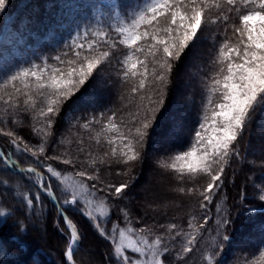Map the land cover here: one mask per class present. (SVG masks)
<instances>
[{
  "label": "trees",
  "instance_id": "trees-1",
  "mask_svg": "<svg viewBox=\"0 0 264 264\" xmlns=\"http://www.w3.org/2000/svg\"><path fill=\"white\" fill-rule=\"evenodd\" d=\"M149 2L4 0L0 7V148L21 167L47 170L50 165L60 173L56 178L46 172L57 202L81 233L74 254L77 264H115L114 225L116 240L124 229L137 245L148 241L158 251L161 264H208L211 252L212 264H264V105L237 137L235 147L230 146V153L237 154L224 163L223 185L214 190L211 204L201 195L207 176L171 166L176 155L191 150L195 131L205 134L199 124L210 126L212 111L222 101L219 92L210 91L214 80L222 79L219 48L225 42L237 44L233 28L239 26V16L257 9L258 4L206 0L205 22L197 38L179 58H169L172 67L165 71L160 85L155 76L165 60L162 46L154 48L150 35L130 46L123 42L127 35L121 32ZM158 22L166 26L163 18ZM139 31L151 33L153 28L142 26ZM84 55L99 61L92 76L69 99L52 104L56 96L48 78L66 73L73 62L78 67ZM132 63L137 64L135 69H131ZM190 63L195 64L188 69ZM41 70V80L31 75ZM141 80L144 89L139 88ZM181 80L187 84L183 86ZM160 88L162 105L156 103ZM48 107L54 111L48 113ZM151 108L158 109L155 120L145 142L137 143L135 128L146 114L151 117ZM161 139L165 145L152 151L154 142ZM129 143L139 153L135 160H127L133 154L128 152ZM25 147L29 150L23 151ZM79 172L86 175L81 177ZM146 174L150 186L143 178ZM89 175L98 179L88 180ZM68 176L87 186L88 191L78 197L79 208L63 204L67 197L59 185ZM139 182L147 185L143 193L135 189ZM122 184L128 187L117 197L114 188ZM84 196L91 202H103L106 215H95L92 221L82 215L87 211ZM121 209L128 213L127 219ZM56 215L45 194L0 160V264H67V232L61 217L55 219L57 229L53 226ZM225 219L228 224L221 227L217 222L222 224ZM95 224L104 229L107 238ZM250 233L253 237L242 244ZM158 238L160 244L155 243ZM33 245L35 249L30 250ZM124 254L141 256L132 250H124Z\"/></svg>",
  "mask_w": 264,
  "mask_h": 264
},
{
  "label": "snow or ice",
  "instance_id": "snow-or-ice-1",
  "mask_svg": "<svg viewBox=\"0 0 264 264\" xmlns=\"http://www.w3.org/2000/svg\"><path fill=\"white\" fill-rule=\"evenodd\" d=\"M4 0H0V7L3 6ZM241 2L247 6L248 4H258V8L255 10L248 11L246 14L239 16V26L233 28V34H238V42L235 46H230L225 42L219 48V55L217 62L221 65L220 73L222 79H215L210 91L212 93L219 92L222 97V102L216 105V110L212 111L211 123L209 127H206L204 122L199 124V129L204 130L207 135H202L200 130L195 131V141L190 151H184L179 155L175 156L176 161L182 162L180 164L179 171L183 172L185 169L190 174L200 173L207 176L208 183L205 191L201 193L203 200L208 204L212 203V195L214 190H218L223 185V173L224 163L227 162L228 158L232 155H236V152L229 151L230 146L235 147L234 142L237 137L243 134L247 124L251 122V118L256 110L264 105V0H241ZM236 0H227L228 5H234ZM206 0H188L187 4L180 0H150L146 8L143 9L132 21V24L127 29H121L122 33H127L126 40L123 41L128 43L130 46L136 44V42L145 36H151V39L155 41L154 48L162 46L163 55L165 57L164 63L160 64V72L156 74V81L163 84L165 80V71L171 69V59H177L184 52L185 48L188 47L189 43L197 38V33L201 30L204 24L205 7H207ZM181 7L183 11H181ZM216 7H219L217 4ZM158 18L165 20V25L161 27L158 22ZM227 21L228 17H224ZM154 22H156L154 26ZM144 26L146 28H153V31L141 32L140 28ZM78 47L82 48L83 45ZM92 44L88 45L89 49H92ZM80 56V52L76 53ZM104 57L108 56L107 52L103 53ZM60 60V57H56ZM131 59V57H129ZM98 60L89 58L88 55H84L80 61L79 66L69 67L66 73H60L52 75L48 79L51 81L49 87L54 89L55 100H52V104H56L61 98L63 100L69 99L74 95L81 86L92 76L93 70L96 68ZM226 65V67H225ZM137 67L136 63L131 64V69ZM23 75H28L27 72ZM37 80H41L44 76L43 70L31 73ZM127 75V73H125ZM136 75L135 72L132 73ZM16 79L15 76L12 77ZM158 85V87L160 86ZM140 89L145 88L144 81L141 80L139 84ZM133 91H137L133 88ZM159 99L156 103L162 105L163 90L157 93ZM48 113L54 111L53 107H48ZM148 111L152 113L151 117L147 114L139 121L140 127L135 128V137L137 143H143L148 136V130L152 127L155 120V112L157 108H151ZM206 119V118H205ZM88 125H85L87 127ZM115 127V125H113ZM11 136L12 133H6ZM200 144L202 148H197L196 144ZM12 144L16 146V141L13 140ZM128 152H132V155L127 156V160H135L138 158L139 153L134 152V148L131 143L127 145ZM19 150V149H18ZM25 147L23 151H28ZM43 147H40V152H43ZM4 153L0 151V156ZM35 156L36 153L33 152ZM127 155V153H125ZM49 159H55L50 157ZM65 164L72 163L70 160H64ZM127 163V161H125ZM176 167L175 164L172 165ZM30 173H34L35 169H28ZM47 172L52 177L59 178L60 173L53 169L50 165L47 166ZM77 175L84 177L85 172H79ZM67 177H64V181H67ZM88 180H97L98 176L89 175ZM63 182V181H62ZM41 189H45V183L43 177H41L40 183ZM95 188V184L92 185ZM128 187L127 184H122L114 188V193L117 197H120L124 190ZM109 190H113L112 185H108ZM46 194L51 197L55 202V197L52 193L51 185H47ZM70 189V199L63 201L64 206L80 207L78 197H82L84 193L88 191L87 186L84 184H67L66 191ZM94 195V193H93ZM39 199V196H37ZM264 199V196L261 197ZM32 203L31 200L28 201ZM90 200H85V205H90ZM58 208L61 206L57 202ZM204 208L205 204H201ZM96 211L100 215H106V209L103 202L99 204ZM124 213L125 219L128 217V213L121 209ZM63 216L64 223L67 225L69 230L70 239L68 242L67 258L69 261L73 257V245L78 243V231L76 224L67 216L64 215L63 211L60 212ZM89 221L95 220L96 217L92 215L90 211L82 212ZM208 217H205V223L208 222ZM221 227L228 224V220L225 219L221 224L217 222ZM175 228L176 225H172ZM95 228L100 232L101 235L107 238V235L100 227L99 224H95ZM116 226L112 229V243L114 244V258L115 264H140L138 260L132 259L129 255H125L123 249L125 248V242L127 241L126 247L132 249L135 253L144 255L143 248L137 246V241L127 237L124 229L119 230V242L115 239ZM131 231V229H130ZM229 237L225 236L224 240L227 241ZM140 243L145 244L151 250L152 256L155 258L159 255L154 245H151L146 240H141ZM160 244L161 240L158 238L155 242ZM190 248H185V251H190ZM208 264H212V257L208 256ZM150 264H160L159 260L153 259Z\"/></svg>",
  "mask_w": 264,
  "mask_h": 264
},
{
  "label": "rangeland",
  "instance_id": "rangeland-1",
  "mask_svg": "<svg viewBox=\"0 0 264 264\" xmlns=\"http://www.w3.org/2000/svg\"><path fill=\"white\" fill-rule=\"evenodd\" d=\"M127 28V26H125V25H123V27H122V29H126ZM126 35H127V33H126ZM195 63H190V65H189V68L188 69H191L192 67H194L193 65H194ZM197 66V65H196ZM193 71H189V73H192ZM193 74V73H192ZM180 84H182L183 86L184 85H186L187 83H186V81H183V80H181V82H180ZM222 102V101H221ZM173 130V129H172ZM204 135H207V133H205ZM165 139H161V140H156L155 142H154V144H153V147H152V151H155V149H157V148H159V147H161V145H165V141H164ZM200 148H202V146L200 147ZM151 154H152V152L149 154L150 156H151ZM10 156V154H6V159L7 160H10V161H12V162H14V163H16L14 160H13V158L10 156L9 158H8V156ZM21 156V155H20ZM149 156V157H150ZM22 157V156H21ZM1 160V159H0ZM1 163H3V161L1 160ZM182 162H180V161H176V160H174L172 163H171V166L173 165V164H175L176 165V167L175 168H177V169H180V164H181ZM4 164V163H3ZM17 164V163H16ZM5 165V164H4ZM47 172V170H45V167H42V169H41V173L38 175V176H36V175H32V174H30V173H22L24 176H25V178H27L28 180H30L35 186H36V188L38 189V190H40V192H46V189H47V181L49 180V175L46 173ZM41 177H43V181H44V183H45V189H41V187H40V183H41ZM145 177V180H146V182H148V185L150 186V184H149V182H151V179L149 178V176H147V174H146V176L144 175L143 176V178ZM75 178H72V177H69L68 176V179H67V181H64V179H62L61 178V180L63 181V184H60L59 186H60V190L62 191V194L65 196V197H67L68 199H70L71 198V196H69L70 195V189H67V191H66V185L67 184H77L78 185V183H76V181L74 180ZM145 183V182H144ZM145 186H147L146 185V183H145ZM145 186H143V184H142V182H139V183H137V185L135 186V189L137 190H139V192H141V193H143V191H142V189L144 190V191H146V187ZM147 198V197H146ZM85 200H90L89 198H86L85 196L82 198V202H83V204L85 205ZM147 200H148V198H147ZM99 204H101V203H99V202H97V201H92V203L90 204V205H85V207H86V209H87V211H90L91 213H92V215L93 216H95V215H100V213L99 212H97L96 211V208H97V206L99 205ZM84 207V208H85ZM50 213V212H49ZM54 214H56V213H54ZM101 216V215H100ZM56 217L58 218V217H60L59 216V214H57L54 218H53V220H54V222H53V220H52V222H53V226H55V228L57 229V222H55V219H56ZM98 219V218H97ZM97 230V229H96ZM126 235V234H125ZM252 234L250 233L248 236H245L244 238L245 239H243L242 240V244H244V243H246L247 242V240H249L250 239V237H253V235L251 236ZM127 236V235H126ZM127 237H129V236H127ZM132 239V238H131ZM117 242H119V237H118V239L116 240ZM245 241V242H244ZM218 242H219V240H218ZM217 242V243H218ZM126 244H127V241L125 242V248L123 249V251L124 250H132V249H129V248H127L126 247ZM140 245H142V244H140ZM140 245H137V246H139V247H141ZM217 245V244H216ZM143 247H145L147 250H144V255H141L140 257L138 256V258H132V259H134V260H138L139 262H140V264H150V262L153 260V259H156V260H158V258H157V256L154 258L153 256H152V254H151V251H148V246L146 247L145 246V244H143ZM33 249H35V246L33 245L31 248H30V250H33ZM214 250V249H213ZM212 250V251H213ZM89 251V253L92 251L91 249H89L88 250ZM81 255H83V252H81ZM213 255H214V253L213 252H211V254H210V256L213 258ZM131 257H133V256H131ZM208 263V262H207ZM160 264H161V262H160Z\"/></svg>",
  "mask_w": 264,
  "mask_h": 264
},
{
  "label": "bare ground",
  "instance_id": "bare-ground-1",
  "mask_svg": "<svg viewBox=\"0 0 264 264\" xmlns=\"http://www.w3.org/2000/svg\"><path fill=\"white\" fill-rule=\"evenodd\" d=\"M0 150H1V148H0ZM2 151V150H1ZM3 157H6V155H3ZM1 160H2V158H0ZM16 166H20L18 163L16 164ZM21 167V166H20ZM33 169H35V172L34 173H30L29 171L28 172H24V173H30V174H32V175H36V176H38L40 173H41V168H38V167H35V168H33ZM48 184H50L49 183V180L47 181V185ZM47 190L48 189H46V192H47ZM51 190V189H50ZM52 191V190H51ZM45 192V191H44ZM46 192H45V195L47 196V198H48V200H49V202H50V204L53 206V208L56 210V212H57V214H58V209L60 210V211H63V213H64V215H66L65 213V210L62 208V206L60 207V208H58V206H55V204L54 203H52L51 201H50V199H49V196L46 194ZM52 193H53V191H52ZM53 195H54V197H55V203H56V205H57V199H56V196H55V194L53 193ZM58 209H57V208ZM62 219V218H61ZM62 221H63V219H62ZM74 223V222H73ZM63 224H64V227H65V230H66V232H67V246H66V248H65V251H64V261L67 263V264H70V262H73V264H77L75 261H74V254H75V252L77 251V248H78V246H79V244H80V241H81V233H80V231H79V229H78V227H77V231H78V237H79V241H78V243H76L75 245H73V257H72V260L71 261H69L68 260V258H67V252H68V242H69V239H70V235H69V231L67 230V228H66V224L64 223V221H63ZM75 224V223H74ZM77 226V225H76Z\"/></svg>",
  "mask_w": 264,
  "mask_h": 264
},
{
  "label": "water",
  "instance_id": "water-1",
  "mask_svg": "<svg viewBox=\"0 0 264 264\" xmlns=\"http://www.w3.org/2000/svg\"><path fill=\"white\" fill-rule=\"evenodd\" d=\"M1 151V150H0ZM0 158H2V161H3V163L6 165V167L10 170V171H12V172H17V173H24V172H28V169H33L34 167H31V166H24V167H20V166H16V163H14V162H11V161H9V160H7L5 157H3V156H0ZM49 199H50V201L52 202V203H54L55 204V206H57L56 205V203L54 202V200L51 198V197H49ZM57 208V207H56ZM58 209V208H57ZM60 210L58 209V214H59V216L63 219V216L60 214ZM64 221V220H63ZM66 228H67V225H66ZM67 230H68V228H67ZM69 231V230H68ZM70 264H73V262H70Z\"/></svg>",
  "mask_w": 264,
  "mask_h": 264
}]
</instances>
